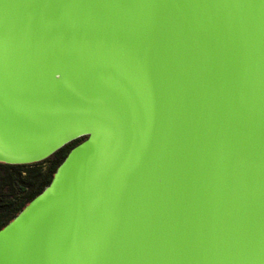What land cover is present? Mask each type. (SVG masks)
<instances>
[{
	"label": "water",
	"instance_id": "95a60500",
	"mask_svg": "<svg viewBox=\"0 0 264 264\" xmlns=\"http://www.w3.org/2000/svg\"><path fill=\"white\" fill-rule=\"evenodd\" d=\"M77 140L0 264H264V0H0V164Z\"/></svg>",
	"mask_w": 264,
	"mask_h": 264
},
{
	"label": "trees",
	"instance_id": "16d2710c",
	"mask_svg": "<svg viewBox=\"0 0 264 264\" xmlns=\"http://www.w3.org/2000/svg\"><path fill=\"white\" fill-rule=\"evenodd\" d=\"M79 141L72 142L40 163L32 165L0 164V228L41 192L49 183L55 168L69 149ZM50 161L53 162L44 169L43 165Z\"/></svg>",
	"mask_w": 264,
	"mask_h": 264
},
{
	"label": "rangeland",
	"instance_id": "374dc122",
	"mask_svg": "<svg viewBox=\"0 0 264 264\" xmlns=\"http://www.w3.org/2000/svg\"><path fill=\"white\" fill-rule=\"evenodd\" d=\"M51 162H53V161H50L49 163L44 164L43 168L46 169V167H48Z\"/></svg>",
	"mask_w": 264,
	"mask_h": 264
}]
</instances>
